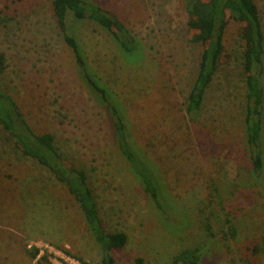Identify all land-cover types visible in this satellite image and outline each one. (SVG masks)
Masks as SVG:
<instances>
[{"label": "rangeland", "instance_id": "374dc122", "mask_svg": "<svg viewBox=\"0 0 264 264\" xmlns=\"http://www.w3.org/2000/svg\"><path fill=\"white\" fill-rule=\"evenodd\" d=\"M84 1L107 9L138 43L139 57L128 55L95 21L67 15L68 32L110 91L131 142L157 169L169 208L156 206L119 150L110 113L82 77L50 0H0V90L35 133H51L63 159L85 172L104 231L127 235L110 250L115 264L137 256L172 264L192 245L201 248L200 264H264L253 251L264 235V168L253 171L245 141L239 25L229 24L231 60L191 118L185 108L203 45L191 39L186 0ZM255 1L264 30V0ZM262 134L264 158V126ZM47 244L87 264L103 257L77 198L0 126V264H49ZM39 246L44 255L33 259Z\"/></svg>", "mask_w": 264, "mask_h": 264}, {"label": "trees", "instance_id": "16d2710c", "mask_svg": "<svg viewBox=\"0 0 264 264\" xmlns=\"http://www.w3.org/2000/svg\"><path fill=\"white\" fill-rule=\"evenodd\" d=\"M65 42L71 48L82 77L92 91L105 103L114 125L115 138L119 150L130 163L136 177L142 183L159 209L166 211L168 204L162 190L157 169L142 151L133 145L129 138L128 127L124 116L110 100V91L92 73L83 51L76 38L68 32L67 15L70 12L76 19H91L104 30L110 32L126 53H137L139 47L129 29L107 9L96 3L84 0H50ZM189 15L188 27L193 31L194 43L202 44L199 55L198 72L192 88L187 96L186 113L195 118L201 111L206 92L218 68L231 60L224 37L231 21L239 25L243 40L242 70L244 74L245 141L250 151L253 171L261 173L264 168L262 133L264 126V30L259 8L255 0H186ZM137 57V58H138ZM6 68L5 56L0 53V75ZM0 126L15 140V144L28 156L45 165L63 183L68 191L77 198L85 219L98 243L103 249V257L99 264H115L110 254L112 248L122 247L127 235L122 231L107 233L98 218V210L92 192L87 185L86 174L76 169L63 159L54 144V136L45 132L35 133L19 112L15 100L0 90ZM163 201V202H162ZM205 230L213 235L210 224ZM231 234L233 225H229ZM229 232V233H230ZM199 245L184 247L172 258V264H200L201 251ZM254 252L264 255V235L253 246ZM31 257L34 259L39 249L34 248ZM133 264H148L141 256L134 258Z\"/></svg>", "mask_w": 264, "mask_h": 264}, {"label": "built area", "instance_id": "2783aa9c", "mask_svg": "<svg viewBox=\"0 0 264 264\" xmlns=\"http://www.w3.org/2000/svg\"><path fill=\"white\" fill-rule=\"evenodd\" d=\"M38 248V247H37ZM43 249L47 250V258L49 261V264H87L80 259L70 255L67 251L62 249H55L54 247L50 245H45L42 247ZM39 246V253L37 256L44 255L43 249Z\"/></svg>", "mask_w": 264, "mask_h": 264}]
</instances>
